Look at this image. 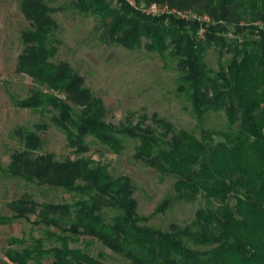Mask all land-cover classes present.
I'll list each match as a JSON object with an SVG mask.
<instances>
[{"label":"trees","instance_id":"trees-1","mask_svg":"<svg viewBox=\"0 0 264 264\" xmlns=\"http://www.w3.org/2000/svg\"><path fill=\"white\" fill-rule=\"evenodd\" d=\"M137 1L192 10L209 23L146 16L122 0H70L78 12L98 19L102 42L127 50L143 47L163 62H176L175 92L188 103L200 135L177 131L156 115L149 124L144 114L137 120L128 115L119 125L108 122L102 99L84 79L69 63L52 61L57 25L51 15L58 9L43 0H20L30 28L21 32L16 72L28 76L34 88L23 100L10 98L42 120L33 130L15 129L21 146L2 172L73 198L38 203L23 196L9 202L13 215L0 216V225L15 219L45 229L30 242L10 238L5 257L12 264H45L49 257L50 264H106L103 255L95 258L70 246L87 238L86 246L97 241L127 264H264V0ZM211 46L218 49L216 71L204 62ZM209 113L224 115L223 130L204 127ZM49 125L65 135L78 156L87 153L90 142L120 154L125 139L137 141L134 159L172 177L175 200L202 199V206L187 226L162 231L145 225L128 176H113L91 157L57 160L41 152L40 134Z\"/></svg>","mask_w":264,"mask_h":264},{"label":"rangeland","instance_id":"rangeland-1","mask_svg":"<svg viewBox=\"0 0 264 264\" xmlns=\"http://www.w3.org/2000/svg\"><path fill=\"white\" fill-rule=\"evenodd\" d=\"M43 1L49 7L58 9L51 15L57 25L54 32L57 52L52 61L69 63L84 79L85 86L102 99L108 122L119 125L128 115L133 114L137 120L144 114L149 124L152 116L156 115L168 121L177 131L200 135L188 103L175 92L179 76L175 61L167 59L163 62L143 47L127 50L116 44H106L101 40L103 31L95 16L78 12L70 0ZM187 12L198 14L192 10ZM29 28V22L20 11V0H0V216L4 217L13 215L7 204L23 196H29L38 203L71 202L73 198L59 189L29 184L2 172L9 165L13 152L21 146L13 136L15 129L23 127L33 130V125L42 120L37 113L15 107L10 98L23 100L34 88L28 76L16 72L17 57L23 50L21 32ZM227 58L225 56L224 59ZM204 62L213 71L218 69L216 47L211 46L205 51ZM204 127L223 130L224 115L209 113L205 117ZM40 135L44 141L41 152L52 153L57 160L91 157L95 162L106 165L113 176H128L134 187L137 213L147 218L145 225L149 227L168 231L172 225L187 226L202 206V199L193 203L175 200V180L134 159L135 140L125 139V149L120 154H113L97 142H90L87 153L78 156L68 147L65 135L56 127L49 125ZM89 141L91 138H87ZM111 216L113 214L109 213L107 220ZM29 218L32 221L35 217L31 215ZM44 229L43 225L34 227L30 222L15 219L11 224L0 225V264H12L5 258L10 238H24L30 242L31 237H43ZM87 243L89 239L81 238L79 243L70 246L83 248L95 258L101 254L106 264H127L124 258L99 242L94 241L86 246ZM45 246L49 247L50 243ZM44 263L50 264L51 258H46Z\"/></svg>","mask_w":264,"mask_h":264},{"label":"built area","instance_id":"built-area-1","mask_svg":"<svg viewBox=\"0 0 264 264\" xmlns=\"http://www.w3.org/2000/svg\"><path fill=\"white\" fill-rule=\"evenodd\" d=\"M125 4L130 6L132 9L141 12L142 14L150 17H158L162 15H175L176 17L185 20H196L200 23H209V18L207 16H200L197 14H192L187 11H179L176 9H171L167 5H161L157 3H151L146 5L143 2H138L137 0H122ZM199 34H203V29H200Z\"/></svg>","mask_w":264,"mask_h":264},{"label":"crops","instance_id":"crops-1","mask_svg":"<svg viewBox=\"0 0 264 264\" xmlns=\"http://www.w3.org/2000/svg\"><path fill=\"white\" fill-rule=\"evenodd\" d=\"M16 64H17V62H16ZM6 258V257H5ZM8 260V259H7ZM9 261V260H8Z\"/></svg>","mask_w":264,"mask_h":264}]
</instances>
